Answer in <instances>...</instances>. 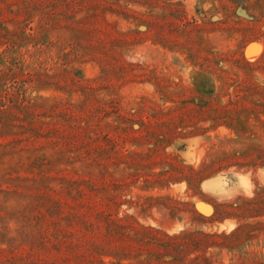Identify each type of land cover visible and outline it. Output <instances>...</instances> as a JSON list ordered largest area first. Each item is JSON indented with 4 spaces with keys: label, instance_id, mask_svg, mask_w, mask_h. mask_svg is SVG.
Here are the masks:
<instances>
[{
    "label": "rangeland",
    "instance_id": "rangeland-1",
    "mask_svg": "<svg viewBox=\"0 0 264 264\" xmlns=\"http://www.w3.org/2000/svg\"><path fill=\"white\" fill-rule=\"evenodd\" d=\"M0 264H264V0H0Z\"/></svg>",
    "mask_w": 264,
    "mask_h": 264
}]
</instances>
